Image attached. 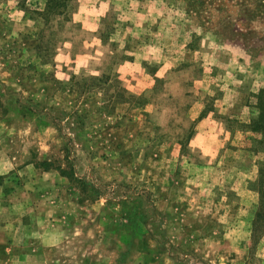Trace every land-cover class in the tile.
<instances>
[{
  "label": "rangeland",
  "instance_id": "374dc122",
  "mask_svg": "<svg viewBox=\"0 0 264 264\" xmlns=\"http://www.w3.org/2000/svg\"><path fill=\"white\" fill-rule=\"evenodd\" d=\"M202 2L0 0V264H264V0Z\"/></svg>",
  "mask_w": 264,
  "mask_h": 264
},
{
  "label": "trees",
  "instance_id": "16d2710c",
  "mask_svg": "<svg viewBox=\"0 0 264 264\" xmlns=\"http://www.w3.org/2000/svg\"><path fill=\"white\" fill-rule=\"evenodd\" d=\"M46 1V13L51 12H58V14H63L68 9V5L71 0H45ZM188 2H192L193 4H199L197 6H200L202 4V0H188ZM39 49L41 47H38ZM40 60H43L42 64H47L48 59L46 56L39 55ZM32 68H35V63L31 65ZM123 90V92H122ZM122 100L120 103H128V100H131V96L129 95L128 91L125 90V88H121V94H117ZM257 97V105L256 107L259 110L258 116L255 120L251 122V127H258L260 125V122H264V89L261 90V92L256 96ZM261 128V127H259ZM257 129V128H256ZM255 130V129H254ZM256 131V130H255Z\"/></svg>",
  "mask_w": 264,
  "mask_h": 264
}]
</instances>
